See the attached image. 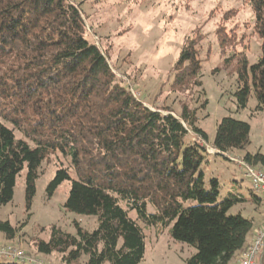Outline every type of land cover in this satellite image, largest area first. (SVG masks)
<instances>
[{
  "label": "trees",
  "instance_id": "trees-1",
  "mask_svg": "<svg viewBox=\"0 0 264 264\" xmlns=\"http://www.w3.org/2000/svg\"><path fill=\"white\" fill-rule=\"evenodd\" d=\"M246 2L255 13L262 57L252 66L245 58L239 63L237 111L254 94L258 112L264 111V0ZM198 43L186 40L171 88L198 90L194 94L202 100ZM110 63L87 38L82 9L69 0H0V207L13 201L17 177L26 168L31 209L43 164L60 153L69 167L56 172L49 196L70 181L66 211L97 217L98 228L88 232L75 223L73 236L53 226L49 241L36 242L38 254H58L62 264H141L146 227L170 230L176 242L195 248L187 264H232L250 246L256 221L230 214L243 199L223 197L220 181L207 178L204 164L208 156L244 151L250 125L225 117L209 146L198 126L206 99L193 108L185 103L179 113L167 106L151 109ZM243 161L264 170V154L248 153ZM18 232L0 220V234L8 240ZM26 263L0 258V264Z\"/></svg>",
  "mask_w": 264,
  "mask_h": 264
},
{
  "label": "rangeland",
  "instance_id": "rangeland-1",
  "mask_svg": "<svg viewBox=\"0 0 264 264\" xmlns=\"http://www.w3.org/2000/svg\"><path fill=\"white\" fill-rule=\"evenodd\" d=\"M69 1L83 11L87 38L109 56L117 76L132 87L135 97L146 106L151 109L167 106L179 113L185 103L193 108L197 100L201 105L206 99L209 104L207 110L199 111L198 126L207 133L209 146L215 140L217 125L225 117L250 125V145L244 151L232 152L228 158L208 156L204 170L208 179L220 181L223 197L231 193L243 199L231 209V215L257 217L255 197L262 200L264 208V195L253 191L243 159L248 153L264 154V111L256 112L258 102L252 94L247 108L238 112L236 98L242 87L240 61L245 58L252 66L262 57V41L255 32V13L250 4L246 0ZM188 38L199 39L198 58L205 91L202 100L194 94L198 90L175 93L171 88ZM227 58H232L229 64ZM61 167L68 168L69 162L60 153L43 164L31 209L26 202L27 169L19 174L13 201L0 207V220L10 222L19 232L14 240L0 234V249L21 251L27 259L43 264H62L58 254L51 257L38 254L36 242L49 241L53 226L73 236L77 235L75 223L88 232L98 228L97 217L66 211L70 181L49 196V184ZM253 169L264 172L261 167ZM70 172L75 178V173ZM149 213L155 210L150 208ZM129 216L134 220L138 217L134 211ZM144 228L146 255L141 264H187V259L196 253L192 246L176 242L170 230L157 233L154 228Z\"/></svg>",
  "mask_w": 264,
  "mask_h": 264
},
{
  "label": "built area",
  "instance_id": "built-area-1",
  "mask_svg": "<svg viewBox=\"0 0 264 264\" xmlns=\"http://www.w3.org/2000/svg\"><path fill=\"white\" fill-rule=\"evenodd\" d=\"M209 154L215 155L216 151L209 148ZM237 162L238 160H234ZM246 177L251 181L252 189L255 193L264 195V172L256 171L253 167L246 165ZM264 254V226L257 232L252 244L245 250L240 257V264H259L261 257ZM0 258L5 260H18L21 262H29L32 264H43L29 260L25 257L24 253L11 248H1Z\"/></svg>",
  "mask_w": 264,
  "mask_h": 264
},
{
  "label": "crops",
  "instance_id": "crops-1",
  "mask_svg": "<svg viewBox=\"0 0 264 264\" xmlns=\"http://www.w3.org/2000/svg\"><path fill=\"white\" fill-rule=\"evenodd\" d=\"M258 206H256L257 207V212H256L257 217L254 218L256 221V226H255L253 233H251L249 237V245L252 244L257 232L264 226V208H262L261 205H258ZM240 257L241 256H238V258L232 264H240ZM259 264H264V254L261 257Z\"/></svg>",
  "mask_w": 264,
  "mask_h": 264
}]
</instances>
